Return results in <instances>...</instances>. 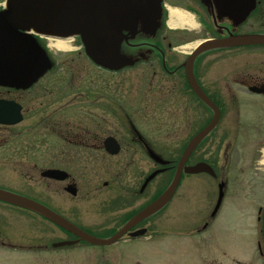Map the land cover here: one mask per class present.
<instances>
[{
	"label": "flooded vegetation",
	"instance_id": "1",
	"mask_svg": "<svg viewBox=\"0 0 264 264\" xmlns=\"http://www.w3.org/2000/svg\"><path fill=\"white\" fill-rule=\"evenodd\" d=\"M144 9H150V16L113 15L106 10L100 14L102 23L112 19L117 27L114 36L105 31V40L119 59L117 69L94 64L79 34L61 39L67 47L59 50L51 45L58 39L19 31L33 37L49 69L27 88L0 85V107H4L0 113L7 121L20 117L17 123L0 124V178L9 175L14 186L39 197L37 186L46 184L53 202L61 192L73 200L81 196L85 220L115 221L103 231H118L169 186L187 144L215 117L189 84L187 69L191 68L197 87L217 108L218 119L188 158L177 190L191 193L193 180L204 177L214 182L216 198L201 217L178 218L179 232L199 238L196 249L203 251L193 264L200 258V264H250L234 259L218 244L213 246L206 234L223 207L230 177L235 199L242 200L236 215L252 218L253 204L239 193L254 183L244 181L250 172L264 177V41L209 49L190 59L203 44L264 39V0H152ZM7 11L8 0H0V14ZM85 59L99 70L96 76L85 69ZM153 136H184L178 159L155 153ZM151 152L162 163L155 162ZM250 152L258 156L254 164L245 163ZM194 168L199 171L187 172ZM48 171L63 174L58 176L61 179L45 177ZM159 176H165L168 184L154 191ZM13 185L0 180L1 190L27 198ZM220 187L223 197L218 204ZM260 189L263 203L253 216L255 257L264 264V180ZM9 208L23 210L0 201L1 241ZM77 211L71 210L69 217L79 216ZM157 214L128 233L145 229L148 235L157 228L150 224ZM88 222L85 227L79 223L84 229L71 223L88 234L101 230L88 228Z\"/></svg>",
	"mask_w": 264,
	"mask_h": 264
},
{
	"label": "rangeland",
	"instance_id": "2",
	"mask_svg": "<svg viewBox=\"0 0 264 264\" xmlns=\"http://www.w3.org/2000/svg\"><path fill=\"white\" fill-rule=\"evenodd\" d=\"M85 69H89L90 75L94 76L99 72L86 59ZM85 84H89L86 79ZM93 84L97 85V82L93 81ZM208 140L209 138L202 145L203 148L209 144ZM185 142L184 136H153L155 153L174 161L178 159ZM206 149H210L209 146ZM256 159L258 160V156L250 152L245 163L254 164L253 161ZM157 168L154 164V170ZM260 176L253 177L250 172L249 177L244 181H254V183L247 184L245 192L239 193L240 197L253 204L249 210L252 218L243 220L236 215V206L242 200L235 199L233 177H230L223 207L212 224L210 233L206 234L208 239L214 242L213 246L218 244L216 246L232 252L234 259L240 262H250V264H260L255 257L256 228L253 217L257 206L263 203L261 200L263 190L260 187L264 177ZM0 180L9 186H12L14 182L9 175L2 176ZM238 180H241V176ZM193 181L191 193L187 190L186 193L180 194L178 189L169 204L152 218L151 227L157 228L150 231L147 236L133 239L124 237L110 246L81 244L40 216L25 210L9 208L6 213L4 212L7 222L2 230L4 238L0 240V243L2 242L5 246L0 244V264H193L192 262L197 260V254L200 255L203 248L198 249L200 252L196 249V240L199 238H186L181 235L178 218L197 219L201 217L210 210L216 198L214 182L207 181L204 177ZM167 184L165 176L155 177L154 191ZM47 186L46 184L37 186L40 197L28 189H21L22 187L13 185L12 188L84 229L85 222L88 220H85V201L81 196L73 200L69 195L61 192L57 195L60 198L53 202L51 188ZM73 209H78L77 214L79 215L73 217L70 214L74 220L69 217V212ZM113 224L115 225V221L93 219L86 223V226L92 229L100 228L101 230L90 232V234L104 239L110 232L103 231V229L107 227L109 229L114 226ZM208 252L211 254L212 250ZM201 259L195 264H200ZM204 263L203 261L201 264Z\"/></svg>",
	"mask_w": 264,
	"mask_h": 264
},
{
	"label": "water",
	"instance_id": "3",
	"mask_svg": "<svg viewBox=\"0 0 264 264\" xmlns=\"http://www.w3.org/2000/svg\"><path fill=\"white\" fill-rule=\"evenodd\" d=\"M147 1L152 0H8L9 11L0 14V85L27 88L49 69L47 59L35 44L33 37L19 31H32L35 34L49 38H65L72 34H79L85 42V52L94 64L109 69L119 68V59L113 52V46L110 41L105 40L107 35L105 31L109 35H115L116 24L112 19H108L107 24L102 23L100 14L103 10H106L113 15L121 14L130 17L140 13L141 16H150V9H144ZM155 13L157 14L158 10ZM96 14H99V16L95 17ZM234 40L237 44L207 43L200 45L196 48L190 60L192 62V59L198 53L205 50L264 41V39L252 37H242ZM187 77L192 89L211 107L215 117L187 144L177 163L170 185L158 198L134 215L112 236L104 239L96 238L77 228L44 205L1 189L0 201L34 212L73 235L77 239L76 242H83L90 246H110L127 234L130 238L143 236L146 233L145 229L128 232L160 211L171 201L188 158L206 135L211 132L218 119L217 108L208 101L197 87L191 68L187 69ZM0 109H4V107L2 106ZM4 117L5 114L0 113V124H14L20 120L17 115L11 121L5 120ZM150 156L155 162L162 163V160L152 152ZM198 171L197 168L187 170L190 173ZM61 174L63 173L48 171L44 176L61 179L58 178ZM72 193L74 192L72 191ZM222 197L223 193L220 187L218 204Z\"/></svg>",
	"mask_w": 264,
	"mask_h": 264
},
{
	"label": "bare ground",
	"instance_id": "4",
	"mask_svg": "<svg viewBox=\"0 0 264 264\" xmlns=\"http://www.w3.org/2000/svg\"><path fill=\"white\" fill-rule=\"evenodd\" d=\"M51 45L59 50L66 49L67 47L65 42H63L62 40H56L54 43H51Z\"/></svg>",
	"mask_w": 264,
	"mask_h": 264
},
{
	"label": "trees",
	"instance_id": "5",
	"mask_svg": "<svg viewBox=\"0 0 264 264\" xmlns=\"http://www.w3.org/2000/svg\"><path fill=\"white\" fill-rule=\"evenodd\" d=\"M161 192H159V193H157L156 195H155V198H157V196L160 194ZM115 231H113V232H111L108 236H110L111 234H113Z\"/></svg>",
	"mask_w": 264,
	"mask_h": 264
}]
</instances>
